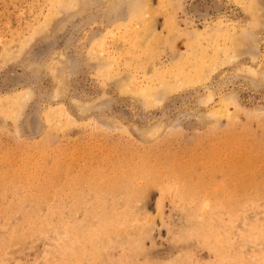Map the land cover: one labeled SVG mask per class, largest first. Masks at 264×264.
Masks as SVG:
<instances>
[{"label": "rangeland", "instance_id": "obj_1", "mask_svg": "<svg viewBox=\"0 0 264 264\" xmlns=\"http://www.w3.org/2000/svg\"><path fill=\"white\" fill-rule=\"evenodd\" d=\"M0 264H264V0H0Z\"/></svg>", "mask_w": 264, "mask_h": 264}]
</instances>
